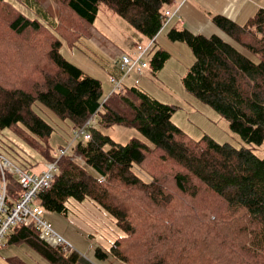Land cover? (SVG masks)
I'll return each mask as SVG.
<instances>
[{"label": "trees", "instance_id": "1", "mask_svg": "<svg viewBox=\"0 0 264 264\" xmlns=\"http://www.w3.org/2000/svg\"><path fill=\"white\" fill-rule=\"evenodd\" d=\"M179 1L0 0L9 29L17 35L34 34L23 45L38 60L31 65L32 74H19L16 81L0 74V131L26 137L46 162L57 159L51 185L36 198L45 212L67 214L69 198L89 199L113 219L122 234L108 248L95 247L94 259L121 264H264V157L207 135L188 142L171 120L176 106L138 86L126 85L103 100L101 82L60 51L59 35L71 41L98 33L93 23L99 4L154 42L167 25L164 12ZM210 20L233 42L185 27L167 32L170 40L185 42L194 57L182 79L184 89L226 118L229 129L244 142L259 145L264 141V8L242 23L221 14L210 15ZM8 45L17 44L10 39ZM121 53L110 75L119 72ZM168 56L163 49L155 50L150 59L154 70ZM35 102L70 120L73 128L93 115L90 138L72 141L57 157L48 144L53 128L35 112ZM112 125L133 127L143 139L117 143L101 130ZM15 174L4 171L9 205L22 189ZM19 243L50 264H94L74 248L64 252L49 245L33 225L10 227L6 244Z\"/></svg>", "mask_w": 264, "mask_h": 264}, {"label": "rangeland", "instance_id": "2", "mask_svg": "<svg viewBox=\"0 0 264 264\" xmlns=\"http://www.w3.org/2000/svg\"><path fill=\"white\" fill-rule=\"evenodd\" d=\"M239 7L243 10V13H241L243 18L237 22L242 23L257 8H264V0H242ZM7 14L0 4V74L3 73V76L9 79L15 77L16 81L19 74H32L34 69L30 70L31 65H35L38 60L34 61L37 56H33L29 49L23 45L24 41L34 38V34L30 32H25L21 35L13 33L7 24ZM214 14L220 13L215 12ZM221 15L223 14L221 13ZM167 21H169L168 18ZM175 26L178 28L185 27L180 24ZM93 27L98 33L94 31L96 35L92 37L90 35L79 36L76 40L70 41V36L69 39H66L59 35L62 42L60 51L65 58L81 68L86 74L97 78L101 82L104 100L112 89L109 81L110 74H113L111 65L118 51L129 50L138 43L147 45L150 39L138 33L125 19L103 4H99ZM210 27L213 31L216 30L217 33L200 29L198 26H195L192 31L204 35L219 34L233 42L230 37L226 36L214 24L210 23ZM169 29L170 26L167 24L155 36V41L145 55L146 60H148V66L143 70L142 74L138 76L134 71L130 72L125 79L124 86H138V88H141L145 93L160 102L176 106L171 120L183 131L184 139H187L188 142L197 141L202 136L207 135L217 142H229L237 148L247 146L258 157H264V141L259 145L244 142L236 133L229 129V123L226 118L185 91L182 79L193 63L194 57L185 42L172 41L167 37ZM10 39L12 43L17 45H8ZM18 45H20L19 51L20 49L23 51H20V54L16 52ZM113 46L116 47V51H113ZM157 49L167 51L169 56L160 69L154 70L150 59L153 52ZM16 57H21L20 61H16ZM136 77L139 78L138 83H134ZM33 108L53 128L48 138V144L51 146L52 153L60 154L61 150L72 141L73 126L71 121L57 117L51 110L38 102L33 104ZM101 130L120 144L128 142L132 137L143 139L141 134L133 127L112 125ZM24 138L26 139V137L19 136L13 130L3 129L0 131V155L4 156L15 167L38 174L45 168V158L38 149L28 144ZM33 138L35 137L33 136ZM15 176L16 178L18 177L17 174ZM69 203L75 204L76 207ZM65 204L69 209L67 214L46 210L45 217L51 223L53 229L64 235V238L71 244L72 248L81 252L84 256L86 254L91 255L97 246L108 248L110 245V239H98L95 234L91 236L89 234L90 230L85 226H99L101 224L100 220H103V229L108 233L106 234L108 237H114V234H122L121 230L116 226L111 227L112 218L109 217L108 220L106 211L99 208L93 201H77L69 198ZM78 204L80 205L79 207L77 206ZM102 211L104 212L103 218L98 214L99 212L102 213ZM108 226H110L109 229ZM90 259L94 264H121L113 259H110L109 262L97 261L92 256ZM0 264L50 263L27 244L19 243L6 244V246L0 247Z\"/></svg>", "mask_w": 264, "mask_h": 264}, {"label": "built area", "instance_id": "3", "mask_svg": "<svg viewBox=\"0 0 264 264\" xmlns=\"http://www.w3.org/2000/svg\"><path fill=\"white\" fill-rule=\"evenodd\" d=\"M166 17H170L171 10L164 12ZM153 43V39L147 45L138 43L129 50H123L117 58V67L119 72L116 75H110L109 81L112 86L111 92H121L125 86V79L128 74L134 71L138 76L148 66V60L145 55ZM139 82V78L134 79V83ZM92 115L86 123L72 130V141L77 139H89L88 128L94 123ZM70 141V143L72 142ZM70 145V144H69ZM68 145V146H69ZM63 148L57 157H60L67 151ZM11 171L17 174L21 184V192L18 200L8 204L6 195L4 171ZM57 171V159L46 162L45 168L40 173L23 171L13 165L2 155H0V173L2 181L0 183V247L6 245V233L11 226L19 224L23 226L33 225L38 229L39 236L51 246H61L66 252L72 248L71 244L55 231L51 223L45 217L44 209L37 203L38 194L51 185L53 176Z\"/></svg>", "mask_w": 264, "mask_h": 264}, {"label": "crops", "instance_id": "4", "mask_svg": "<svg viewBox=\"0 0 264 264\" xmlns=\"http://www.w3.org/2000/svg\"><path fill=\"white\" fill-rule=\"evenodd\" d=\"M242 0H180L178 3H175L176 5L170 9L171 10V15L168 18L169 21H167V24H169L170 28L171 27H176V24L184 25L185 28L189 29L192 31V29H195V26L200 27V29L208 30V31H213L212 28L210 27V23L213 24L210 20V15L214 14L215 12L217 13H222L225 16H228V18H232V20L238 21L243 18V13L241 8L239 7V4ZM230 10V11H228ZM226 13H231V14H226ZM174 21V22H173ZM169 22V23H168ZM178 28V27H176ZM193 32V31H192ZM213 32H216L214 30ZM195 33V32H193ZM217 33V32H216ZM198 34V33H197ZM215 34V33H213ZM219 35V34H217ZM112 66V65H111ZM112 71H114V67L112 66ZM117 72V71H116ZM89 200V199H84ZM73 206L75 204L69 203ZM90 205V203H88ZM78 207L80 206L79 204L77 205ZM92 206V205H91ZM76 207V206H75ZM103 211L102 213H98L99 216L103 218ZM73 215V214H72ZM107 219L109 220V215L106 213ZM103 220H100L101 226L95 225L93 227L85 226L87 229L90 230V235L93 236L94 234L97 236L96 238L98 239H110L109 243H111L112 240L116 237L114 234V237H108L105 232L104 225L102 224ZM105 224V220H104ZM115 227L114 221L112 219V225L111 227ZM106 227V224H105ZM110 226H108L109 229ZM92 231V233H91ZM58 232V231H57ZM59 233V232H58ZM115 233V232H114ZM60 234V233H59ZM62 237L64 235L60 234ZM94 238V239H96ZM97 244V243H96ZM98 245V244H97ZM6 246V245H5ZM94 250L91 255L86 254L85 256L90 259V257H93ZM90 256V257H89ZM91 260V259H90ZM99 261V260H97ZM108 261V260H104ZM102 261V262H104ZM101 262V261H100Z\"/></svg>", "mask_w": 264, "mask_h": 264}]
</instances>
